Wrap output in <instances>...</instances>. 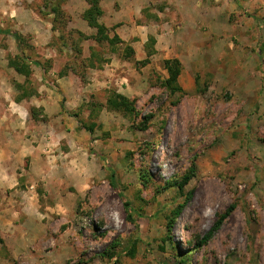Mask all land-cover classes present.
<instances>
[{"label":"rangeland","instance_id":"374dc122","mask_svg":"<svg viewBox=\"0 0 264 264\" xmlns=\"http://www.w3.org/2000/svg\"><path fill=\"white\" fill-rule=\"evenodd\" d=\"M102 1L99 22L115 44L94 41L87 0H0V110L27 109L32 129L5 132V159L34 192L25 220L0 238V264H264V16L246 4L226 19V0H200L192 24L178 13L182 0L135 1L138 15L127 0H105V15ZM53 5L65 12L61 32ZM193 34L196 52L179 44ZM17 58L30 76L10 66ZM166 60L181 64L182 92L164 87ZM69 75L63 93L57 80ZM42 83L66 121L54 110L60 122L49 123L34 106ZM113 94L135 100L138 115L109 111ZM191 170L193 200L174 219L185 197L171 183Z\"/></svg>","mask_w":264,"mask_h":264},{"label":"crops","instance_id":"0c3cea01","mask_svg":"<svg viewBox=\"0 0 264 264\" xmlns=\"http://www.w3.org/2000/svg\"><path fill=\"white\" fill-rule=\"evenodd\" d=\"M113 2L112 4L115 5H121L123 0H108ZM135 1L138 0H127L128 3L127 7L129 10H133L135 11L134 8H132V4H135ZM149 1V0H148ZM105 0L102 1V6L104 9V13L105 15L108 13L106 11V6L104 4ZM144 3V2H143ZM227 3V12H229L230 14L226 19H230L231 13L232 12H237V13H243V11L247 8L245 7L246 4H254L257 5L256 6V12H258V10L260 11V16L263 17L264 16V0H226ZM199 4L202 5L200 0H182L181 3L179 4L180 6L178 7V13L182 16L183 20L186 21H190V23H195L193 20H195L197 17L202 16V7L200 8ZM259 5V6H258ZM111 10L113 9V5L112 7H110ZM251 8V7H250ZM84 12V10L82 11ZM81 12V15H82ZM136 14L138 15L139 11H135ZM219 14V13H218ZM136 15V16H137ZM133 16V15H132ZM110 17L114 19L119 18L116 15H112L110 14ZM135 16H133L134 18ZM223 17V19H225L224 15H217V18H221ZM229 17V18H228ZM147 25L150 30L147 33H150L152 35H156V33H154L155 31V26H153V24H145ZM259 26H262L261 20H259ZM157 31V30H156ZM137 32V31H136ZM147 33L145 34L146 36V40H147ZM136 34V33H135ZM246 33L243 32V35H246ZM230 35V34H229ZM198 37H200L199 35L197 36L196 34L190 35L189 36V42L182 40L180 41L179 44H183L182 46H186L188 49L190 47L191 50H193V52L198 51V49L200 48V43L198 40ZM141 40V44L144 45V43L146 42V40H143V37ZM201 39V38H200ZM159 42H167V39L164 38L163 39V35H160L159 38L157 39V44H159ZM228 43V42H226ZM188 44V45H186ZM194 44L196 45V47L194 48ZM162 45H160V47L156 46L157 50H160ZM174 47V45H173ZM163 49H165V47H163ZM162 49V50H163ZM167 49V48H166ZM228 52L230 51V47L226 48ZM37 67V66H36ZM186 71V69H185ZM40 78L39 80L42 82L43 78L45 75H43V72L40 73ZM35 77H38L37 74H35ZM68 81H72L70 75L68 77L62 78L57 80L58 84H59V88L60 90H62V92L66 93L71 85L68 84ZM187 81V85L191 84L190 79L186 80ZM95 82V80H94ZM98 84H100V82L97 80ZM180 84L183 83V77L180 76L179 79ZM4 82H2L0 80V85H3ZM67 85V89H63L65 88V86ZM96 84L94 83V85L92 86V88H94ZM66 90V91H65ZM38 93H39V97L37 98V102L35 103V107L37 108H41L44 112L45 115H47L48 117L50 116H54L53 115V111L55 110L56 117L59 114V118H57L58 120L66 121V116L65 114H61L60 112L62 111V107L59 104H56L52 99V95H54V91H51L47 85H44L43 83L41 84V86L38 89ZM65 109V107H64ZM12 112V113H11ZM27 112V109H24V112H19L18 114L16 113V111L14 110H0V238L3 239V234H5V232L7 231L8 228H16L18 225H21L24 220H25V216L22 215L23 212H29L31 210L32 207V202L30 201V199H34V192L29 190H23L20 189L21 187L19 186V183L22 182L21 180L24 179V175L22 174H17V170L15 167H12L15 162L11 159L10 162L6 161L7 159H5V150H4V146H3V140L4 137L7 133H5L6 131L12 132L13 127H18L20 128L19 130L22 132V129L24 131H29V134L32 133V129H31V124H29L30 122H28V119L24 117L25 113ZM52 112V113H50ZM24 117V118H23ZM55 117V116H54ZM50 121L49 123L52 122H60V121H56L54 120L55 118L50 117L49 118ZM54 120V121H52ZM27 126V129L25 128ZM10 129V130H9ZM10 164V165H7ZM23 177V179H22ZM26 180V177H25ZM32 198H31V197ZM13 217V219H12ZM28 220V219H27ZM3 244H6V242H4V240L0 239V246L2 247Z\"/></svg>","mask_w":264,"mask_h":264},{"label":"trees","instance_id":"16d2710c","mask_svg":"<svg viewBox=\"0 0 264 264\" xmlns=\"http://www.w3.org/2000/svg\"><path fill=\"white\" fill-rule=\"evenodd\" d=\"M87 2L89 4V8L83 14V18L89 23V25L92 28H95L97 30L96 35H94L93 37L94 41L98 42L99 44H102L104 42L115 44L116 41L113 38L109 37L107 33V28L99 22L100 17L103 15V11L100 4L101 0H87ZM52 13L55 15L53 20V30L61 32L62 28L66 25L65 21L67 19L65 18V12L62 10L61 5L59 6L53 5ZM1 32L7 35H12L16 39L19 46H22L23 42L25 41L24 37L17 32L11 30L1 31ZM61 37L64 38V35H61ZM71 45L73 51L81 55L82 49L79 47L80 46L79 42L72 41ZM64 46L66 45L64 44ZM128 50L129 51L127 54L132 56L134 54V50L131 47L128 48ZM32 64L35 66H40L39 62H33ZM10 66L14 68L18 73L23 74L27 77L30 76L31 74L30 64H28L27 61L23 58L12 59L10 61ZM163 67L167 70L169 74V77L164 81V87L167 90H169L172 94L182 92L181 88L178 85V79L182 73V67L179 61L166 60L164 61ZM70 70L73 71V73H77L81 77L83 76L82 79H84L85 75L83 73H78L75 70L71 69L70 67L68 68L66 67L65 72L63 74H67ZM107 109L111 112L112 111L118 112L125 117H133L138 115V111L136 109V101L130 100L127 97L120 94H113L108 99ZM32 110L34 112L37 111L35 109ZM142 124H143L142 127H144V129H147L146 124L145 123ZM88 131L91 134H93L94 126L90 127ZM112 177H114V174L112 175ZM193 177H194V170H191L189 174L185 175L181 179H176L174 180L173 183H171L172 184L171 187L176 188L178 193L185 197L184 203L179 205L178 208L173 211L174 219H176L178 216H183L184 209L186 208V206L189 207L190 206L189 204H191L193 200V191H188L187 193L185 192L186 186L189 184V182ZM125 206L129 207V203L126 201H125ZM220 223H221L220 221L216 223V225L207 234V237H205L204 242H207L209 239H211L214 236V234L216 233V231H218L220 227Z\"/></svg>","mask_w":264,"mask_h":264}]
</instances>
